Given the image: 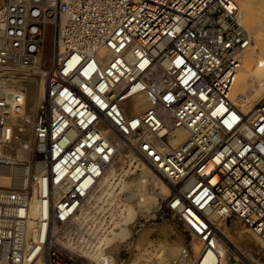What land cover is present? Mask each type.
<instances>
[{"label":"built area","instance_id":"2783aa9c","mask_svg":"<svg viewBox=\"0 0 264 264\" xmlns=\"http://www.w3.org/2000/svg\"><path fill=\"white\" fill-rule=\"evenodd\" d=\"M252 43L236 0H0V264H127L146 205L201 235L177 264L212 214L264 246V98L231 96Z\"/></svg>","mask_w":264,"mask_h":264},{"label":"bare ground","instance_id":"6f19581e","mask_svg":"<svg viewBox=\"0 0 264 264\" xmlns=\"http://www.w3.org/2000/svg\"><path fill=\"white\" fill-rule=\"evenodd\" d=\"M239 4H240L239 7L241 10L243 24L244 26L246 25L245 27L250 33V35L252 36L253 34L255 41L252 43V45L249 47V49L247 50L245 54V59L239 70L237 81L235 82L232 88L231 96H232L233 101L238 106H240L244 112H248L254 107L255 104H257L262 98H264V31L257 30L256 28L257 26L254 23V21L257 18H264V0H240ZM253 23L255 25H253ZM252 28L254 30H252ZM136 107L139 108L140 105H137ZM178 134L181 138H184L187 135V133L182 129L178 131ZM142 178L143 177H140V179L135 183L137 188H142L145 186L147 180H142ZM2 183L8 184L9 180L4 179L2 180ZM128 185L130 186L129 182L125 183L124 186L127 187ZM161 186L162 188L160 187V189L161 190L163 189V191L160 190L161 193L167 194V188H165L163 185ZM144 196L146 197L145 198L146 202H150V201L152 202L156 198L154 195H150L149 193L148 194L144 193ZM149 209H150V206L147 207L146 205L144 208V212L147 213ZM133 215L134 213H131V212L129 214L125 213L123 214L122 219L127 222H130L133 218ZM196 217L200 222H202V220L198 218V216ZM190 219L195 224H198L195 218L190 217ZM211 219L217 224L216 231H217L218 237L219 236L220 237L218 238L217 244L215 245L214 249H209L201 255L200 264H219L220 262L222 264H240L238 262L237 263L234 262V259H232V256L230 255V253L227 252L228 250L225 249V247L220 243V240L221 239L224 240L226 245L229 246V250H231L233 254H236V252L238 251V248H240V245H244V242L246 241V240H243L245 234L242 231L241 232L237 231L239 240H237L236 238H234V236L230 234H229L230 236L228 235L229 237H227L224 234V231H223L224 229H222V226L225 223L221 222L218 215L212 214ZM129 235H131L130 226H122L115 233V236L113 237V239L122 241L128 238ZM249 246L250 245H246L244 247H247L248 249ZM162 248L163 247L161 246L160 249H157L156 253L153 252L154 254L153 253L151 254L143 253L144 254L143 256L145 258H148V260L149 258L151 259V256H158V257L161 256L160 258L169 264L172 256L178 253V251H180L181 249L176 245L166 246V247L164 246L163 251H162ZM196 249L199 250V246H197ZM89 255L92 256V253ZM106 256L107 257L109 256L106 252H99L96 255V262H97L96 264H105ZM110 259L113 264L114 263L118 264L115 258L113 259L112 257H110ZM154 264L156 263L154 262Z\"/></svg>","mask_w":264,"mask_h":264},{"label":"rangeland","instance_id":"374dc122","mask_svg":"<svg viewBox=\"0 0 264 264\" xmlns=\"http://www.w3.org/2000/svg\"><path fill=\"white\" fill-rule=\"evenodd\" d=\"M236 2L240 5V0H236ZM254 23L257 26V30L264 31V18H257ZM254 23L253 25H255ZM252 30L254 29L252 28ZM254 41L255 39L253 36V42ZM160 187L162 188L161 184ZM161 191H163V189ZM154 200L152 202H154ZM148 206L149 205H147V207ZM149 210L147 213L143 214L144 217L139 227L137 226L136 229L132 231V238L114 251L115 254L117 253L116 256L119 260L127 258V264H145V262L146 264H154V262L156 264H168L160 258L161 256H151L152 260L150 258L148 260V258H145L143 255L145 253H156L157 249H160L161 246L163 247V251L164 246L172 245H176L181 249L176 253L177 255L175 254L172 256L169 264H177L176 260L179 258L184 248H186L191 255L199 254L203 242L201 240V235H199L196 229L186 227L177 216L168 212L163 205L160 206L159 211L156 213L149 212ZM221 222L225 223L222 226L225 236L229 237L232 235L239 240L237 233L242 231L245 234L244 238H242L246 241L244 245H240L236 254H233V252L229 250V246L226 245L224 240H220V243L228 250L227 252L230 253L232 259H234V262L240 264H264V246L251 230L244 226V224L234 216L221 220ZM215 226H217V224ZM90 228H92V226H90ZM246 245H250L248 249L244 247ZM197 246H199V250L196 249ZM105 264H113L109 256L105 257Z\"/></svg>","mask_w":264,"mask_h":264}]
</instances>
